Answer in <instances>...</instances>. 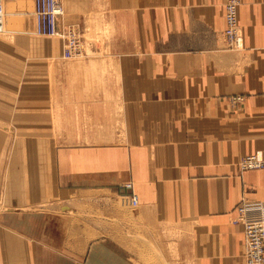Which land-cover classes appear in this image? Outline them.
I'll return each instance as SVG.
<instances>
[{
	"label": "crops",
	"instance_id": "obj_1",
	"mask_svg": "<svg viewBox=\"0 0 264 264\" xmlns=\"http://www.w3.org/2000/svg\"><path fill=\"white\" fill-rule=\"evenodd\" d=\"M61 1L58 27L115 42L63 60L61 39L35 37L34 0H4L0 264H137L142 235L176 226L182 261L245 264L237 207L264 202V166L238 164L264 158V0H240L241 49L226 0Z\"/></svg>",
	"mask_w": 264,
	"mask_h": 264
},
{
	"label": "built area",
	"instance_id": "obj_2",
	"mask_svg": "<svg viewBox=\"0 0 264 264\" xmlns=\"http://www.w3.org/2000/svg\"><path fill=\"white\" fill-rule=\"evenodd\" d=\"M240 0H226L224 5L223 35L229 49H241L239 40L242 37L238 24V6ZM64 15V7L61 0H34V18L36 33L42 36H51L61 39L63 50L68 55H79L82 51V39L78 37L80 31L74 25L57 26V19ZM4 4L0 0V32L3 29ZM233 104L242 102L243 96L230 97ZM264 166L262 151L240 158L239 169H257ZM131 188V184L124 185ZM137 203L132 198V204ZM235 220L243 227L244 249L243 259L245 264H264V202L251 201L242 198L237 207Z\"/></svg>",
	"mask_w": 264,
	"mask_h": 264
},
{
	"label": "rangeland",
	"instance_id": "obj_3",
	"mask_svg": "<svg viewBox=\"0 0 264 264\" xmlns=\"http://www.w3.org/2000/svg\"><path fill=\"white\" fill-rule=\"evenodd\" d=\"M4 4V0H3ZM225 10V9H224ZM5 12V9H4ZM90 32V30H89ZM90 34L85 33L83 41V54L82 55H68L64 52V50L61 52L60 57L63 60H74V61H79V62H84L85 60V54H89L90 57V50L92 48H100V47H110L112 46V43L115 41L111 40H102V39H92L89 37ZM7 35L4 32V28L2 29V32H0V39L3 40L4 45L6 44L7 46H14L12 40H6ZM35 37L40 38V39H45L46 45H51V41L55 40L57 41L58 39L55 37L51 36H41L35 34ZM3 47V46H1ZM228 47V46H227ZM229 48V47H228ZM1 50V49H0ZM2 53V52H0ZM6 57L4 55H0V66L4 65L2 61L5 62ZM2 70V67H0ZM0 106L2 107L3 111L6 109L7 112H9L10 106L12 105L9 101L13 102V98L9 96L10 90L9 87L5 86L3 83V72L1 71L0 73ZM7 118H0V131H11L9 121L6 120ZM63 132V131H62ZM72 132V131H69ZM73 133V132H72ZM78 135H84V131H77L76 132ZM86 133V132H85ZM2 148V147H1ZM0 148V193L2 192V185H1V177L3 176L4 173V168H5V156H7V153H5V149ZM240 161V160H239ZM239 164V163H238ZM138 204V203H137ZM132 204V198L130 200V209L133 208ZM6 208H12L8 202L5 199V196L0 194V211L2 209ZM237 215V212H236ZM237 222V221H236ZM239 223V222H237ZM161 231H158V233H152V236H141L142 240L146 243V248H145V255H141V258L137 264H191L190 259L188 260L187 257L184 258L185 261H182L181 258V246H180V238H181V231L179 230L180 228L178 226L174 227H168V228H163L159 227ZM128 237L130 241H132V233L128 232ZM149 244V246H148ZM148 246V247H147Z\"/></svg>",
	"mask_w": 264,
	"mask_h": 264
},
{
	"label": "bare ground",
	"instance_id": "obj_4",
	"mask_svg": "<svg viewBox=\"0 0 264 264\" xmlns=\"http://www.w3.org/2000/svg\"><path fill=\"white\" fill-rule=\"evenodd\" d=\"M63 5V4H62ZM34 13V11H33ZM75 29H78L80 31V34L78 35V37H80L82 39V33H81V30L78 26L74 27ZM2 32V31H1ZM35 33H36V27H35ZM37 34V33H36ZM39 35V34H37ZM42 36V35H41ZM238 45H241L242 46V38L239 40V44ZM81 49L83 50V41L81 42ZM84 52L81 51V53L79 55H82Z\"/></svg>",
	"mask_w": 264,
	"mask_h": 264
}]
</instances>
